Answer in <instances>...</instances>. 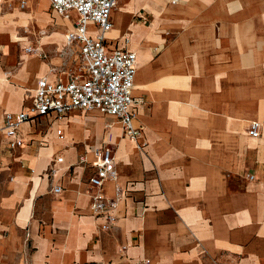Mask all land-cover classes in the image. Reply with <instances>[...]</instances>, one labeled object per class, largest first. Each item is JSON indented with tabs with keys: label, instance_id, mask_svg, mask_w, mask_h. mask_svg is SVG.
<instances>
[{
	"label": "crops",
	"instance_id": "0c3cea01",
	"mask_svg": "<svg viewBox=\"0 0 264 264\" xmlns=\"http://www.w3.org/2000/svg\"><path fill=\"white\" fill-rule=\"evenodd\" d=\"M30 19L43 57L16 54ZM77 21L49 0L0 1V264H264V0H118L107 45L137 55L141 138L99 112L49 113L11 150L5 116L29 108L41 79L80 73ZM103 146L118 172L104 194L120 197L108 229L89 183Z\"/></svg>",
	"mask_w": 264,
	"mask_h": 264
},
{
	"label": "built area",
	"instance_id": "2783aa9c",
	"mask_svg": "<svg viewBox=\"0 0 264 264\" xmlns=\"http://www.w3.org/2000/svg\"><path fill=\"white\" fill-rule=\"evenodd\" d=\"M2 1V0H0ZM9 4L17 2L20 9L27 8L29 0H6ZM52 12L70 18L71 13L78 15L75 29L67 34L69 44L80 45L83 67L79 74L69 76L67 82L50 83L41 79L32 97L28 109L20 113L5 116L1 131L5 134L11 150L24 146L21 127L26 122L54 113L61 119L75 112H99L116 118L122 125L124 135L138 141L142 127L138 123L135 107L140 103L133 95L137 74V55L129 50H111L107 45V35L113 28L112 13L118 0H49ZM93 24L97 33L92 36L89 26ZM28 53H38L39 49H27ZM260 124L251 122L248 133L251 137L260 136ZM59 134L61 132L59 131ZM96 173L90 179V186L95 190L91 205L94 217L106 216L108 229L113 222L112 213L119 204L116 199H108L104 186L108 181H116L118 172L113 150L103 146L98 152ZM59 159L58 162H62ZM52 174L54 171H51ZM249 179L253 180L251 176ZM61 193L62 188H56Z\"/></svg>",
	"mask_w": 264,
	"mask_h": 264
},
{
	"label": "rangeland",
	"instance_id": "374dc122",
	"mask_svg": "<svg viewBox=\"0 0 264 264\" xmlns=\"http://www.w3.org/2000/svg\"><path fill=\"white\" fill-rule=\"evenodd\" d=\"M26 12H31V10H27ZM147 20H145L144 22L149 24L150 22ZM22 26H25V28H22L20 30V36L27 37L29 39L27 41H25L24 44H21L17 47L16 54L18 56L19 55H25V54L26 55L39 56V54H38L39 52L38 53H28L27 49H29V48L36 49L38 47L37 39H39L45 33V31L37 25V23L34 19L25 20L24 25H22ZM157 35H161V33L156 32V31L154 32L152 30L147 32L145 35L146 36L145 40L147 39V41H150V43H151L153 56L155 55V53L158 50H160V48L155 47V36H157ZM33 40H34V42L31 43ZM18 41H21V38H19ZM28 42H30L31 44L30 43L28 44ZM4 55H5L4 49L0 47V60ZM110 148L113 150V152H116V148L114 146H110ZM141 150H143V148H141Z\"/></svg>",
	"mask_w": 264,
	"mask_h": 264
}]
</instances>
